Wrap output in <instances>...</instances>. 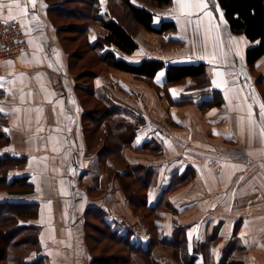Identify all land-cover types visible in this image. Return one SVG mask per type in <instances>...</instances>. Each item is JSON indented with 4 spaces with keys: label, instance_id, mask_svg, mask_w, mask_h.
<instances>
[{
    "label": "crops",
    "instance_id": "0c3cea01",
    "mask_svg": "<svg viewBox=\"0 0 264 264\" xmlns=\"http://www.w3.org/2000/svg\"><path fill=\"white\" fill-rule=\"evenodd\" d=\"M217 1L172 0L154 12V23L173 21L176 29L163 34L141 30L135 38L138 49L125 59L133 64L144 58L204 63L210 89L220 92L223 100L220 107L198 108L212 95L171 106L170 100L186 92L188 81L165 90L163 71L153 86L113 69L90 82L86 98L102 101L109 110L117 107L116 119L125 120L126 128L117 135L132 132L118 159L105 157L100 150L104 139L95 137L86 124L89 120L95 126L87 113L98 107H84L88 100L69 67V54L49 12L59 1L35 0L33 8L29 0H17L28 9L21 15L13 8L28 50L16 60L0 62V118L9 140L4 151L24 159L10 179L26 177L31 192L1 191L0 199L38 204L37 217L25 223L41 227L40 255L48 264H89L85 222L93 220L85 212L91 208L105 213L112 232H129L131 242L146 248L151 232L142 211L134 212L125 201L117 177L124 173L125 163L150 165L155 172L150 208L173 175L186 167L196 171V178L169 194L161 209L162 236H171L174 220L186 227L187 257L182 252V261L220 264L223 249L236 241L234 254H242L244 264H264V55L247 64L245 53L252 43L229 30ZM106 2L100 0L101 13L106 12ZM0 20H13L6 6L0 9ZM88 35L95 42L106 31L91 24ZM154 140V148L161 149L144 150ZM151 255L156 264H180L173 250L162 245Z\"/></svg>",
    "mask_w": 264,
    "mask_h": 264
},
{
    "label": "trees",
    "instance_id": "16d2710c",
    "mask_svg": "<svg viewBox=\"0 0 264 264\" xmlns=\"http://www.w3.org/2000/svg\"><path fill=\"white\" fill-rule=\"evenodd\" d=\"M171 2L172 0H107L106 12L101 13L100 0H61L58 5L51 7L49 12H51L56 25L58 20L69 18L79 23V25H75L79 27H72V24H69V29L82 34L83 45L95 57V59L93 57L91 67L87 71H78L76 76L87 72L90 76L86 78L91 82L103 71L113 69L132 74L136 79H143L153 86L155 76L163 71L165 90L171 86L183 85L188 81L186 92L181 94L177 101L170 100L171 106L193 104L198 97L212 95L210 100L198 104V108L204 111L220 107L223 100L220 92L210 89V75L204 63L180 65L155 58H144L139 63L133 64L125 59V56L133 54L138 49L135 38L141 30L147 33L163 34L176 29V24L173 21H161L158 25L154 23V10L168 6ZM217 2L224 12L229 30L233 34L243 35L252 43L246 50L245 58L248 65H253L264 55V0H218ZM91 24L103 28L106 35L91 42L88 35V28ZM64 26L66 24L57 25L62 45H65V37H62L60 33ZM73 53L75 52H68L71 71L73 67L71 54ZM96 65H99L100 68L96 69ZM87 88L88 94H90L91 84ZM84 97L86 99V95ZM94 107H98V110L92 109L88 113L95 112L97 114L95 117L91 116L90 120L95 125L94 135L97 132H103L104 144H102L101 150L105 157L115 155L119 159L124 148L123 141L128 142L132 132L125 131L124 134L117 135V133H123L117 131L126 128L125 120L116 119L115 115L119 113L117 107L109 110L102 101ZM137 121L142 123L144 119L139 116ZM2 123L0 118V192L25 195L31 192L27 178L10 179V172L20 166L24 159L4 151V146H8L9 140L3 133ZM155 143L154 140L153 144L144 145V150L157 152L161 148H154ZM125 164L124 173L117 175L125 201L134 212L142 211L144 224L150 230L151 238H149L146 248H143L140 244L131 242V233L126 232L125 236H119L115 231L112 232L103 219L105 213L100 209L91 208L85 212V215L93 220L85 222L87 243L89 232H98L103 239L113 243L115 248L112 254L99 255V259H97L93 256L88 243L89 264H156L151 251L157 245L172 249L180 264H193L192 258L188 261H182L180 258L182 252L183 256L187 257L184 253L187 242L184 235L186 227L179 226L174 220L171 236H162L160 217L161 209L166 208L168 195L192 182L196 178V171L191 167H186L182 174L173 175L168 187L161 192L156 206L150 208L148 195L156 184L155 172L150 165L130 166ZM37 205L32 202L0 199V264H48L45 257L40 255L42 252L41 227L33 223L20 224V221H31L37 217ZM236 246L237 242L233 241L223 249L220 264H226V262H228L227 264H244L242 254L237 257L234 254ZM31 254L33 255L31 256Z\"/></svg>",
    "mask_w": 264,
    "mask_h": 264
},
{
    "label": "rangeland",
    "instance_id": "374dc122",
    "mask_svg": "<svg viewBox=\"0 0 264 264\" xmlns=\"http://www.w3.org/2000/svg\"><path fill=\"white\" fill-rule=\"evenodd\" d=\"M49 1H51V2L59 1L60 2L61 0H49ZM75 8H76V6H75ZM160 9L161 8L155 9L154 12L157 13ZM160 16H162V15L160 14L159 18H160ZM56 23H57V25L66 24V26L62 27L63 31L60 34L62 37H65L64 43H65L67 51L69 53L75 52V53L71 54L72 55L71 61H72V66H73L72 67L73 73L76 75V73L80 70L87 71L91 67L94 55L92 52L88 51L85 48V46L83 45L82 34L81 33H75L74 30L69 29L70 28L69 24H72L71 26L73 27L75 25H79V23L73 21L71 18L60 19ZM75 27H79V26H75ZM151 39H152V37H151ZM75 44H76V46H75ZM94 59H95V57H94ZM95 68L98 69V68H100V66L96 65ZM87 76H90L87 72H83V74L81 76H77V80L83 88L82 91H80L81 94L83 95V97L85 95H87V86L90 84V82H89L90 80L88 78H86ZM86 100H88V102H87V104H84L85 108L90 109V107L98 106V104L95 103L94 101H92L91 98H88V99L86 98ZM91 103H94V104L91 105ZM96 115L97 114L95 112H91V114L88 113L87 119H90L91 116L95 117ZM86 124L88 125L89 130L95 129V126L91 125L89 120L86 121ZM95 137H102V139H104L103 138V132L102 133L97 132ZM97 140H98V143L92 142L93 149H96L97 145L99 144V139H97ZM4 148L6 149L7 146H4ZM20 224L21 225H28L27 222L25 223V221L24 222L20 221ZM89 234L90 235H89L88 243H89V247H90L94 257L99 259V255L107 256V255H110L113 253V249L115 248V245L113 243H110L106 239H103L101 237L100 233L98 234V232H92L91 231V232H89Z\"/></svg>",
    "mask_w": 264,
    "mask_h": 264
},
{
    "label": "built area",
    "instance_id": "2783aa9c",
    "mask_svg": "<svg viewBox=\"0 0 264 264\" xmlns=\"http://www.w3.org/2000/svg\"><path fill=\"white\" fill-rule=\"evenodd\" d=\"M28 49L18 20H0V61L16 60Z\"/></svg>",
    "mask_w": 264,
    "mask_h": 264
},
{
    "label": "snow or ice",
    "instance_id": "6c2138e0",
    "mask_svg": "<svg viewBox=\"0 0 264 264\" xmlns=\"http://www.w3.org/2000/svg\"><path fill=\"white\" fill-rule=\"evenodd\" d=\"M29 3L35 8V0H29ZM5 6L8 9L9 19H14L13 8L18 9L21 15H27L28 13L27 7L25 6L24 8H21L17 0H9L7 5H5L4 0H0V9H3ZM197 7H205V5L199 4ZM261 108L264 109V105H262Z\"/></svg>",
    "mask_w": 264,
    "mask_h": 264
},
{
    "label": "bare ground",
    "instance_id": "6f19581e",
    "mask_svg": "<svg viewBox=\"0 0 264 264\" xmlns=\"http://www.w3.org/2000/svg\"><path fill=\"white\" fill-rule=\"evenodd\" d=\"M75 46H76V44H75ZM94 103H91V105H93Z\"/></svg>",
    "mask_w": 264,
    "mask_h": 264
}]
</instances>
